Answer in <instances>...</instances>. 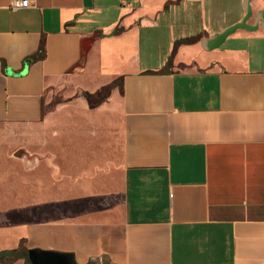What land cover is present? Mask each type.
Masks as SVG:
<instances>
[{"label":"crops","instance_id":"1","mask_svg":"<svg viewBox=\"0 0 264 264\" xmlns=\"http://www.w3.org/2000/svg\"><path fill=\"white\" fill-rule=\"evenodd\" d=\"M0 126L22 153L0 252L264 264V0H0Z\"/></svg>","mask_w":264,"mask_h":264},{"label":"rangeland","instance_id":"2","mask_svg":"<svg viewBox=\"0 0 264 264\" xmlns=\"http://www.w3.org/2000/svg\"><path fill=\"white\" fill-rule=\"evenodd\" d=\"M146 36L143 39L144 50L149 48ZM162 38H160L161 46L166 44V39ZM60 99L57 95L53 96L50 108ZM21 155L20 128L0 126V235L5 232L7 224L10 223L7 209L12 202L16 201L15 196L20 193ZM45 171L48 176L47 170Z\"/></svg>","mask_w":264,"mask_h":264},{"label":"trees","instance_id":"3","mask_svg":"<svg viewBox=\"0 0 264 264\" xmlns=\"http://www.w3.org/2000/svg\"><path fill=\"white\" fill-rule=\"evenodd\" d=\"M192 40H184L180 41L179 43H189ZM171 61V60H170ZM114 86H121L120 81L116 80L111 85L99 90L95 94H89L85 93L84 97L88 100L89 106L91 108H95L102 104L103 102H106L108 99V95L110 94V91ZM28 253L29 251H26L23 247H20L19 250L14 251H2L0 252V262H4L6 264H11L15 262L18 258H20L22 255L26 256L28 260Z\"/></svg>","mask_w":264,"mask_h":264},{"label":"water","instance_id":"4","mask_svg":"<svg viewBox=\"0 0 264 264\" xmlns=\"http://www.w3.org/2000/svg\"><path fill=\"white\" fill-rule=\"evenodd\" d=\"M242 26L243 23H240L239 25L227 30L218 40H222L230 32ZM29 260L32 264H76L73 258L69 255L39 250H31L29 252Z\"/></svg>","mask_w":264,"mask_h":264},{"label":"built area","instance_id":"5","mask_svg":"<svg viewBox=\"0 0 264 264\" xmlns=\"http://www.w3.org/2000/svg\"><path fill=\"white\" fill-rule=\"evenodd\" d=\"M138 1H142V0H138ZM20 7H22V3L20 1H16L12 5V8H15V9H18Z\"/></svg>","mask_w":264,"mask_h":264}]
</instances>
